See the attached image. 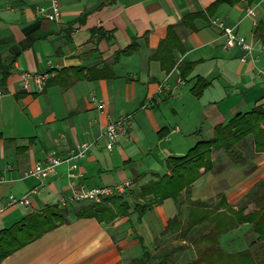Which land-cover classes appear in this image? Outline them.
Segmentation results:
<instances>
[{
    "label": "crops",
    "instance_id": "1",
    "mask_svg": "<svg viewBox=\"0 0 264 264\" xmlns=\"http://www.w3.org/2000/svg\"><path fill=\"white\" fill-rule=\"evenodd\" d=\"M59 2L60 19L51 21L36 12L50 0H0V205L10 193L29 198L0 213V229L81 186L131 180L127 194L137 193L154 173H169V156L212 138L216 126L236 113L264 107V76L257 74L264 68V0ZM213 18L251 44L246 61L239 60L240 48L222 47L223 32ZM23 71L47 72L44 88L22 89ZM198 78L207 85L196 95ZM100 102L107 115L99 113ZM124 113L133 114L128 132L109 146L104 126ZM80 142L91 146L71 170L76 178L68 177V162L44 186L23 176L47 155H63ZM239 147L246 159L238 164L223 148L211 149L212 168L193 182L191 200L223 197L236 205L264 179V149L254 152L251 134ZM131 197L125 199L130 204ZM177 212L171 197L141 216L131 205L110 222L78 216L70 207L64 221L0 264H128L126 251L135 243L130 238L138 237L139 247L150 244Z\"/></svg>",
    "mask_w": 264,
    "mask_h": 264
},
{
    "label": "trees",
    "instance_id": "2",
    "mask_svg": "<svg viewBox=\"0 0 264 264\" xmlns=\"http://www.w3.org/2000/svg\"><path fill=\"white\" fill-rule=\"evenodd\" d=\"M207 85L197 79L193 90L200 94ZM253 136L254 152L264 149V107L256 105L246 113H236L225 125L216 126L210 139H202L181 156H169L165 165L169 173L153 174V178L139 186L138 192L125 196H110L100 202L81 201L67 205L48 204L38 212H31L8 228L0 229V261L27 242L36 239L43 232L65 220L71 209L78 216H94L100 221L110 222L118 215H126L130 206L141 216L154 203L167 197L174 199L177 214L169 219L167 228L176 231L180 224L181 207L184 201L193 204L189 211L191 220L188 229L196 231L192 237L195 249L188 246H162L156 256L147 254L146 246H141V257L132 258L131 264H264V179L256 182L243 196L244 204L238 208L225 206L227 212H213L205 208L206 202L190 199V188L201 172L212 168L211 149L223 148L234 163L245 161V152L239 143L248 135ZM131 195L132 204L126 199ZM221 197L220 204H224ZM254 208L248 210V205ZM74 205V206H73ZM219 211V210H218ZM197 226H201L200 230ZM244 225L242 234L248 245L235 251H224L219 234L231 227ZM200 233V234H199ZM188 247L189 256L179 262L182 249ZM178 256V257H177Z\"/></svg>",
    "mask_w": 264,
    "mask_h": 264
},
{
    "label": "built area",
    "instance_id": "3",
    "mask_svg": "<svg viewBox=\"0 0 264 264\" xmlns=\"http://www.w3.org/2000/svg\"><path fill=\"white\" fill-rule=\"evenodd\" d=\"M36 12L42 14L44 17L51 21H59L60 19V2L59 0H50L49 6L45 9L42 7H37ZM250 14L253 12L248 11ZM212 22L217 24L223 32V48L238 47L244 54L239 57L240 61H246L251 54L252 46L246 39L234 32L232 28L226 27L224 22L218 18H213ZM258 59L257 55L253 56V60ZM257 74L259 76H264V68H258ZM48 79L47 72H31L23 71L21 73V87L24 90L30 91L31 89L42 90ZM179 84H183L182 79L178 80ZM177 86V85H176ZM175 86V87H176ZM174 87V88H175ZM91 101H96L95 97L91 96ZM152 101V97L148 98L142 107H147ZM99 113H104V103H97ZM104 115H107L104 113ZM133 118L132 113L120 114L117 118H109L103 129V135L107 140V144L112 146L118 143L128 132ZM91 144L88 142H80L74 146L73 149L69 150L63 155L49 154L41 162H36L32 167L28 168L23 172L24 177H34L39 180L41 186H44L45 180L56 174V168L62 162H68V169L70 170L68 177L70 179L76 178L77 174L71 172L76 167L79 160L84 158L90 149ZM9 168H6L8 170ZM4 181V177H0V182ZM132 186L131 180H125L113 185H102V186H81L78 190L72 191L71 194L61 197L58 203L62 206L81 202H100L104 198L110 196H125L128 190ZM29 203L28 195L15 196L14 194H8L5 202L0 205V213L4 212L6 209L14 205H27Z\"/></svg>",
    "mask_w": 264,
    "mask_h": 264
},
{
    "label": "rangeland",
    "instance_id": "4",
    "mask_svg": "<svg viewBox=\"0 0 264 264\" xmlns=\"http://www.w3.org/2000/svg\"><path fill=\"white\" fill-rule=\"evenodd\" d=\"M219 201L220 199L218 201L210 199L208 200V203L206 202L205 208L212 209L213 212L215 213L218 212L220 213V212H227L225 206H230L235 209L244 204L243 198L236 205L232 203L229 204L224 201V204L223 205L220 204L221 206H219ZM191 207H193L192 203L188 201L183 202L181 207V216L178 218V222L180 224L179 228L176 231H171L169 228L166 227L164 231H162L158 236L154 238L152 242H150V244L146 245L147 254H149L150 256H156L158 254L157 251L158 249H160L162 246H168V245L169 246L185 245L188 246L192 251L195 249V246L192 243L193 242L192 237H194L198 233L194 230H190L187 228L191 220V217L189 215V211ZM201 226L196 225L198 230H200ZM242 232L244 233V225H239L238 227H231L228 231L219 234V240L221 242L224 251H235L237 249H242L248 245L247 243L248 240L242 235L243 234ZM130 239H131L130 241H134L135 243H133L134 245L133 247H129L128 251H126V253L129 252L127 256L130 258L128 264H131L132 258H136V257H131V255H134L136 251L139 254L138 257H141L142 255L141 247H139L140 243L138 242L139 243L138 245V243L136 242L137 240L139 241L138 237L132 236ZM188 247L182 249L183 250L181 251L182 256L179 257L177 256L178 257L177 261L181 262L184 259V257L189 256L190 252L188 251L189 250Z\"/></svg>",
    "mask_w": 264,
    "mask_h": 264
}]
</instances>
